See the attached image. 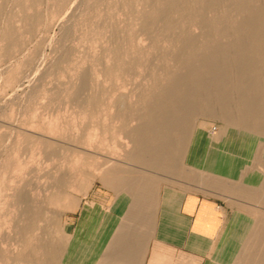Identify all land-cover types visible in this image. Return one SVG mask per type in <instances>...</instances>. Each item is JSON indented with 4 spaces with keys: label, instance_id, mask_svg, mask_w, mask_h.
Wrapping results in <instances>:
<instances>
[{
    "label": "rangeland",
    "instance_id": "rangeland-1",
    "mask_svg": "<svg viewBox=\"0 0 264 264\" xmlns=\"http://www.w3.org/2000/svg\"><path fill=\"white\" fill-rule=\"evenodd\" d=\"M261 2L0 0V264H70L59 250L103 239L111 248L137 240L134 264H150L152 244L169 229L167 209L190 197L220 214L202 264L226 263L229 227L264 215V144L238 140L234 127L244 148L213 169L218 177L202 159L189 163L196 137L220 143L232 128L204 91L179 113L187 143L177 161L142 155L136 130L177 76L191 82L210 51L233 50L237 25ZM258 58L252 84L264 103V51ZM240 184L251 194L234 189Z\"/></svg>",
    "mask_w": 264,
    "mask_h": 264
},
{
    "label": "bare ground",
    "instance_id": "bare-ground-1",
    "mask_svg": "<svg viewBox=\"0 0 264 264\" xmlns=\"http://www.w3.org/2000/svg\"><path fill=\"white\" fill-rule=\"evenodd\" d=\"M262 20H264V0L261 5L248 8L244 19L237 25L236 31L240 36L233 50L227 46L214 48L201 59L204 70L197 68L191 72V82L186 75H179L165 89L156 108L149 112L151 119L136 130V141L142 155H150L154 162L162 159L177 161L181 146L187 143L181 134L187 116L186 114L181 116L179 113L196 105L197 91L215 95L212 102L217 107L216 113L226 117L227 123L232 128L230 127L227 138L220 143L206 145L198 142L199 139L196 137L190 145L189 163L193 164L198 159H202L205 168H209L210 172L208 173H214V176L218 177L220 174H215L213 169L222 168L225 158L237 157L235 150L242 147L239 145L242 141L232 139L235 128L240 130L237 135L238 140H241V136L245 134L247 139L258 140L264 144V103H262L261 91L257 92L256 87L252 84L255 75H257L258 53L264 51V38L259 36ZM252 38H254L253 42H251ZM171 97H174L175 100L167 104ZM198 148H203V151ZM236 168L233 167L231 170L237 171ZM224 171H230V169H224ZM115 174L120 177L138 176L134 173L124 172V170H117ZM241 184L234 189L249 195L250 192L245 190ZM127 210L126 212H128ZM233 224L225 233L221 246V251L225 247L231 250V255L227 256L225 264H264V215L258 214L253 218ZM238 240H241V243ZM110 242V240L103 239L93 246L87 243H85L86 246L75 245L62 248L56 254L64 262L70 264L135 263L133 253L140 242L135 240L127 247L117 248H111ZM94 253H101L103 256L98 261L88 260V257Z\"/></svg>",
    "mask_w": 264,
    "mask_h": 264
},
{
    "label": "crops",
    "instance_id": "crops-1",
    "mask_svg": "<svg viewBox=\"0 0 264 264\" xmlns=\"http://www.w3.org/2000/svg\"><path fill=\"white\" fill-rule=\"evenodd\" d=\"M85 208H95V205ZM170 210L172 216L167 214L169 229L166 238L152 244L150 264H176L172 261L176 257L184 258L178 264H202L214 245L220 226L218 208L206 201L201 203L197 197H190L183 201L182 208L167 209ZM214 228L217 230L211 233Z\"/></svg>",
    "mask_w": 264,
    "mask_h": 264
}]
</instances>
